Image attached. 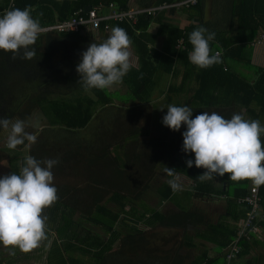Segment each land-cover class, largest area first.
<instances>
[{"label":"trees","instance_id":"16d2710c","mask_svg":"<svg viewBox=\"0 0 264 264\" xmlns=\"http://www.w3.org/2000/svg\"><path fill=\"white\" fill-rule=\"evenodd\" d=\"M184 1L186 0L145 2L136 0L137 6H129V0H0V11L10 2L13 4L11 10L15 8L23 10L28 7L32 17L44 27L55 21L67 19L73 12L87 5L93 7L99 3H112L117 11H126L130 7L151 8ZM203 3L204 0H195L194 4L163 9L155 16L142 14L136 17L134 24L110 21L108 32L100 30L94 34L41 33L38 36L41 41L38 40V43L35 42L30 46V49L34 47L35 50V56L31 60L22 58V51L16 59H12V53L0 50V118H7L13 122L20 119L25 122L31 112L38 110L49 129L76 133L95 127L93 131L95 133L96 127H100L98 123L94 124L97 117H101L103 123L114 125V122L110 121L112 114L110 108H116L119 113L122 109L125 110L124 107H140L150 103L156 89L163 85L162 82L167 78L169 80L175 78L180 72L179 68L182 69L179 84L165 82L164 92L168 97L184 92V96L175 106L191 107L193 118L204 111H215L224 118L230 119L233 115L231 107H217L221 98L228 97L234 104L244 108L248 119L257 120L260 116L264 118V65L261 68L248 66L253 80H248L234 71L222 70L228 51L249 44L250 38L257 30L264 32L263 3L261 0H230L231 18L236 19L239 28L248 29L249 34L243 41H238L240 46L223 51L220 55V63L201 69L189 61L188 54L192 50L190 33L203 26L199 20ZM165 10L186 14L189 24L178 28L162 23V14ZM156 23H159L156 31L153 34L149 33L148 28ZM117 26L124 29L131 40L130 50L136 57V66L123 77L122 82L119 83L122 86L118 90L115 89L113 92L95 88L85 90L80 81L81 76L76 71L82 53L92 42L99 44L105 41L112 29ZM160 36H164V41L158 48L155 40ZM247 39L249 42H246ZM209 46L213 54L215 48L210 42ZM190 81L194 83V88L188 87L187 82ZM2 129L0 127V131ZM167 130L165 126V131ZM185 130L186 126L182 125V129L177 132L179 138H176L175 134V141L172 138L170 144L164 141H152L142 153L139 152L138 159L135 156V169L140 168L139 176L147 179L144 189L148 186L146 183L154 176L156 166L164 171L168 167L175 169L176 174L192 182L193 198L205 195L223 198V214L214 223L206 221L202 214L188 212L180 206L167 214L160 213L156 208H152L147 213L146 207H141L142 211L139 212L126 196L113 191L107 195L106 200L109 205L96 202L91 207L79 211L83 222L99 229L100 235L92 233L78 221H73L71 217L74 209L56 200L53 205L45 209V215L53 225L50 229L55 231V235L48 243L44 264H83L80 258H90L92 262L102 260V255L110 252L121 238V241L133 240L134 246L127 244L126 247L128 251H135L142 241L141 237L135 238L141 236L135 226L137 224L149 228L158 225L176 229L181 234L184 246L190 249L194 247V239L212 245L214 254L211 257L205 252H200L199 256L192 259L185 256L179 264H225L224 249L234 239L236 223L246 210L238 200L246 194L250 179L232 181L228 174H225L216 175L211 180L200 181L197 177L206 169L197 168L194 164L191 168L187 166V160L194 161V154L182 151V133ZM133 134L135 135V132L131 133L132 136ZM48 137L51 138L47 135ZM261 142L264 145L263 134ZM20 160L21 170L24 166V158ZM106 162L108 163V158L104 159L102 156L101 166H104L103 169H110L111 164L108 166ZM119 171L121 173L122 170L114 172L117 178ZM165 175L166 181L161 182L154 189L158 204L172 201L175 194L168 183L172 177L167 173ZM258 196L260 208L264 211V185H259ZM262 210H260L261 216ZM259 222L260 220L258 225ZM189 226L197 229L189 234ZM78 227L84 231L80 236L78 232L72 230ZM62 238L63 243H61ZM239 244L241 251L236 259L247 255L259 245V242L253 237L250 241L241 240ZM247 261L245 264L258 263L254 258ZM233 262L234 260L230 264Z\"/></svg>","mask_w":264,"mask_h":264},{"label":"rangeland","instance_id":"374dc122","mask_svg":"<svg viewBox=\"0 0 264 264\" xmlns=\"http://www.w3.org/2000/svg\"><path fill=\"white\" fill-rule=\"evenodd\" d=\"M135 3L136 0H129V6H137ZM38 40L41 41L37 39V43ZM32 48L34 49V47ZM130 59L133 67H135L134 58L130 57ZM167 81L172 82L168 78L163 81V85L156 89L153 100L148 104L140 107H124L125 110L122 109V112L119 111V113L116 108H110L112 112L110 121L111 123L113 121L114 125L103 123L101 117H97L94 124L98 123L97 125H100V127H96L95 133L93 132L94 126L90 130L77 131L76 133L49 129L44 117L38 110L31 112V115L25 120V131L37 137L35 144H29L28 141H25L16 149H9L7 147L9 130L2 129L0 131V178L11 173L19 174L20 159L23 160L27 155L33 156L38 161L58 160V164L51 170L54 176L53 184L57 188V200L74 209L71 217L73 221H78L81 226L96 234L101 232L99 229L85 224L84 220L80 218L79 211L91 207L96 202L109 205L106 200L107 195L113 191L126 196L130 202H133L139 212L142 211L141 207H146L145 211L147 213L152 208H156L160 213L167 214L180 206L188 212H196L203 216L207 215L211 221H214L217 214L222 210L221 199L220 201L219 199L210 201L205 196L198 197L197 202H202V204L197 205L198 203L191 200L194 196L191 189L192 182L176 175L175 179L181 190L175 191L172 201L158 204L155 200L154 189L161 182L166 181V172L156 166L154 176L146 183L148 186L144 189L147 179L139 176L138 170L140 168L135 169V156L138 159L142 150L147 148L152 141H164L170 144L172 138L175 141V134L176 138H179L177 135L179 131H172L168 127V130L165 131V126L162 123L168 106L176 105L182 99V94L181 96L176 94L168 97L164 92V85ZM117 86V84H114L106 91L118 90L122 84L116 88ZM234 114H242V109L235 110ZM244 117L248 119L245 111ZM263 124L264 122L261 123L262 126H264ZM132 132H135V135L132 136ZM47 135L51 138H47ZM102 156L104 159L108 158V163H106L108 166L111 164L110 169H103L104 166H101ZM115 170H122L121 173L119 171L118 178L117 175H114ZM136 194L138 196H135ZM206 201L208 202L206 203ZM45 209L43 215H45ZM51 226L53 227L47 219L46 234L48 239L41 241L37 248L29 252H22L18 248H5L0 245V264H44L48 243L55 235V231L50 229ZM135 226L141 233V236L135 238L141 237L142 240L141 245L137 246L135 251H128L126 247L127 244L134 246L135 242L133 240H127V243V241H121V238L110 252L102 255V260H96V262L94 259L95 262H92L90 258H79L83 261V264H179V261H183L185 256L192 259L197 256H194V254L207 248L206 245L198 243L197 240L194 241V248H187L182 243L180 232L176 229L158 225L151 228L144 227L142 224ZM72 230L78 232L79 236L84 233L79 227ZM191 230L188 227L189 232H187L189 234L193 233ZM63 240L62 238L61 243H63ZM13 251L14 255L11 254Z\"/></svg>","mask_w":264,"mask_h":264},{"label":"clouds","instance_id":"9594fccd","mask_svg":"<svg viewBox=\"0 0 264 264\" xmlns=\"http://www.w3.org/2000/svg\"><path fill=\"white\" fill-rule=\"evenodd\" d=\"M43 31L39 21L32 17L30 8L6 11L0 17V50L12 53V59L22 51V58L31 60L35 50L30 46ZM206 32L208 30L200 26L189 35L192 50L188 59L201 69L221 62L220 54H212L209 46L215 33L205 37ZM130 46L126 31L118 26L102 43L92 42L76 67L84 89L103 90L122 82L133 67ZM162 123L172 131L186 126L182 133V151L194 154V161H186L189 168L194 164L206 169L197 177L200 181L228 174L232 181L250 179L257 186L264 185V145L261 142L264 126L259 120L245 119L242 114H233L226 119L215 111H204L193 118L191 107L169 105ZM0 127L9 130V149L14 150L25 141L29 144L37 142L35 135L25 131L23 120L13 122L0 118ZM58 162L56 159L38 161L27 155L19 174L0 178V245L29 252L48 239V218L43 212L58 199L51 171ZM165 172L173 177L168 181L171 189L174 192L181 190L175 179L176 170L166 167ZM11 254L14 255V251Z\"/></svg>","mask_w":264,"mask_h":264},{"label":"crops","instance_id":"0c3cea01","mask_svg":"<svg viewBox=\"0 0 264 264\" xmlns=\"http://www.w3.org/2000/svg\"><path fill=\"white\" fill-rule=\"evenodd\" d=\"M230 4H231L230 0H204L203 11L201 13V17L199 18L200 22L203 24V27L208 30V32L205 33V37H207L208 33H215V38L209 42L213 45V48H215L214 52H220V55L225 50L228 49L231 50L234 47L240 46V43L238 41H243L244 38H246L249 34L248 29L246 30L239 28L236 19L231 18ZM162 19H163L162 23L177 26L178 28L186 27L189 24V20L186 17V14L180 11L168 12V10H165L164 13L162 14ZM158 24L159 23L153 24L150 28H148V32L153 34L156 31ZM258 32L259 30H257L250 39L251 40L254 39L258 34ZM163 41H164V36L163 37L160 36L155 40V45L158 48H160L163 44ZM246 42H249V39H247ZM243 46L239 47L234 51L227 52L228 55L226 57L224 65L222 66V70L225 71L227 69L230 71H234L248 80H253L252 73L248 68V66L261 68L264 65V45L250 46L249 44L246 43ZM129 51L131 52L130 49ZM131 58H134L136 65V57L133 55L132 52H131ZM179 70H180L179 74L175 78L171 79L173 84L175 85L179 84L180 82L182 69L179 68ZM187 84L189 88H194V83L192 81H190V83L187 82ZM117 85L118 86L116 88L120 86V84ZM181 94L182 96H184V92L179 93L180 96ZM228 98H221L219 104H217V107L229 106L232 108L233 114L235 110L241 108L242 115L244 116V108L239 104H234L233 101L230 100V97ZM244 118L246 119V117ZM257 120H259L260 123L264 122V118L261 116L258 117ZM176 175L181 176L180 174H176ZM186 180L190 181L188 179ZM205 197H207V199L210 201L216 199H219V201L220 199L222 200V210L217 214L214 221H211L209 219V216L204 215L205 217L204 219H206V221H209V223H214L218 219V217L223 214V210H224L223 198L214 197L210 195H205ZM197 199L199 198H193L191 200L198 203L197 205L202 204V202L200 203L199 201L197 202ZM207 202L208 201H206V203ZM189 227L190 229H192L191 231L193 232L197 229V227H193V226H189ZM259 227H260L259 236L258 238H255L259 242V245L253 250H250L249 253L247 255H244L242 258L235 259L232 264H245V262H248L247 260L248 259L250 260L251 258H254L256 261H258V263L255 262L254 264H264V211L263 210H262V216L260 217ZM195 240L197 239H194L193 243ZM197 241L198 243L201 244L203 243V245H206L207 248H204L203 250L199 251L197 254H194V256L195 255L199 256L200 252H205L208 257H211L214 254V249L212 245L200 240Z\"/></svg>","mask_w":264,"mask_h":264},{"label":"built area","instance_id":"2783aa9c","mask_svg":"<svg viewBox=\"0 0 264 264\" xmlns=\"http://www.w3.org/2000/svg\"><path fill=\"white\" fill-rule=\"evenodd\" d=\"M195 0H186L181 3H175L172 5H160L158 7L151 8H134L130 7L126 11H117L116 7L112 3L102 4L99 3L95 6H90L88 11L84 9H78L73 12L67 19L63 21H55L50 25L42 27L44 31L42 33H97L102 30L108 32V22H125L127 24H134L136 17L142 14L155 16L158 12L169 7L177 8L180 5L194 4ZM264 5V0H261ZM13 7L12 2L0 11V17H2L6 11L11 10ZM264 17V10L262 12ZM250 46H263L264 45V32L259 31L254 39L249 42ZM220 52H214V54ZM264 137V134H263ZM258 187L251 180L247 187L246 194L242 199L238 200V203L243 204L246 207L244 215L238 220L236 224V234L234 239L224 249L223 257L224 263L230 264L237 258L240 253V244L242 241H250L253 237L259 236L260 220V197L258 196Z\"/></svg>","mask_w":264,"mask_h":264},{"label":"water","instance_id":"95a60500","mask_svg":"<svg viewBox=\"0 0 264 264\" xmlns=\"http://www.w3.org/2000/svg\"><path fill=\"white\" fill-rule=\"evenodd\" d=\"M83 9H84V11H88L90 9V6L87 5Z\"/></svg>","mask_w":264,"mask_h":264}]
</instances>
